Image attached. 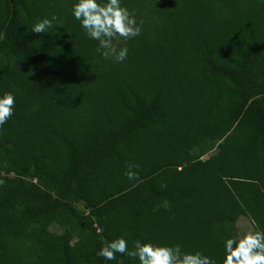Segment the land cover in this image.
Segmentation results:
<instances>
[{"label": "trees", "instance_id": "1", "mask_svg": "<svg viewBox=\"0 0 264 264\" xmlns=\"http://www.w3.org/2000/svg\"><path fill=\"white\" fill-rule=\"evenodd\" d=\"M72 3L0 0V264H139L96 256L120 236L221 264L239 216L264 229V4L123 0L116 62Z\"/></svg>", "mask_w": 264, "mask_h": 264}, {"label": "clouds", "instance_id": "2", "mask_svg": "<svg viewBox=\"0 0 264 264\" xmlns=\"http://www.w3.org/2000/svg\"><path fill=\"white\" fill-rule=\"evenodd\" d=\"M264 4V0H260ZM73 18L79 21L84 34L98 42L97 50L105 59L122 62L128 54L127 47L119 50L113 44L117 38L125 40L140 34V26L133 13L123 5V0H73L71 7ZM55 15L38 19L31 27L35 33H46L54 26ZM61 26V25H56ZM102 50V51H101ZM15 95L13 91L0 93V125L13 115ZM125 173L129 181L137 173L131 170ZM255 225V221H253ZM223 254L221 264H264V229L256 226L244 231L237 237L229 236L222 241ZM133 257L139 264H217L214 257L200 250L183 251L179 244H159L151 240H136L133 248L123 237L109 240L96 252L97 257L105 261L116 259V254Z\"/></svg>", "mask_w": 264, "mask_h": 264}, {"label": "rangeland", "instance_id": "3", "mask_svg": "<svg viewBox=\"0 0 264 264\" xmlns=\"http://www.w3.org/2000/svg\"><path fill=\"white\" fill-rule=\"evenodd\" d=\"M243 221L244 220H242V223L241 222L235 223V229H236L238 236H239V234L243 233L244 231L252 229V226L248 225V223L246 224ZM49 229H50V231L55 232V233L61 232V228L55 224H52Z\"/></svg>", "mask_w": 264, "mask_h": 264}, {"label": "crops", "instance_id": "4", "mask_svg": "<svg viewBox=\"0 0 264 264\" xmlns=\"http://www.w3.org/2000/svg\"><path fill=\"white\" fill-rule=\"evenodd\" d=\"M242 220H244L243 222H245L246 224L248 223V225L252 226V228H253V224L250 221V219L248 217L244 216V215L239 216V218L237 219L236 222H241L242 223Z\"/></svg>", "mask_w": 264, "mask_h": 264}]
</instances>
